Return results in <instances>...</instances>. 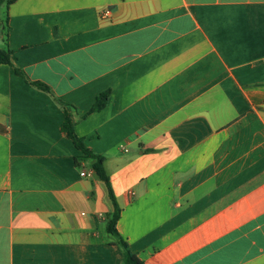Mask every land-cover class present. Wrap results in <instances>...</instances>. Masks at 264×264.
Returning a JSON list of instances; mask_svg holds the SVG:
<instances>
[{
    "label": "crops",
    "instance_id": "crops-1",
    "mask_svg": "<svg viewBox=\"0 0 264 264\" xmlns=\"http://www.w3.org/2000/svg\"><path fill=\"white\" fill-rule=\"evenodd\" d=\"M6 10L0 264L123 262L108 188L91 161L76 163L63 104L105 158L117 231L145 264H264V0H15Z\"/></svg>",
    "mask_w": 264,
    "mask_h": 264
},
{
    "label": "trees",
    "instance_id": "trees-1",
    "mask_svg": "<svg viewBox=\"0 0 264 264\" xmlns=\"http://www.w3.org/2000/svg\"><path fill=\"white\" fill-rule=\"evenodd\" d=\"M14 2L15 0H0V8L2 6L8 8ZM11 57H12V52L9 49L0 48V65L3 64V65L12 66ZM16 73L18 75L24 76L23 72L20 70H16ZM31 84L44 91L51 92L50 88L43 83L33 82ZM108 99H109V92L102 93L97 98V101L91 112L102 110L106 106ZM63 105L66 112V119L62 126V131L66 135V137L69 138L74 143L76 148L82 153V156L76 159V163L78 164V166H80L83 161H91L90 163L91 168L94 171L96 177L99 180L103 181L108 188L110 198L114 205V212L110 215L107 228H108V232L115 237L116 239L115 244L118 245L122 251V255H123L122 264H145L136 254H134L130 250L129 244L119 235L117 231L116 226L120 218L121 209L117 203V199L114 194L110 177L105 169V158L91 151L86 146L84 139L78 137V135L75 132V125L77 123V119L72 112L73 110L70 109L69 106L65 104Z\"/></svg>",
    "mask_w": 264,
    "mask_h": 264
},
{
    "label": "rangeland",
    "instance_id": "rangeland-1",
    "mask_svg": "<svg viewBox=\"0 0 264 264\" xmlns=\"http://www.w3.org/2000/svg\"><path fill=\"white\" fill-rule=\"evenodd\" d=\"M0 9H1L0 10V23L2 22L4 24H6V18H7L6 17V13H7L6 7L2 6ZM1 33H2V31H0V35H1Z\"/></svg>",
    "mask_w": 264,
    "mask_h": 264
},
{
    "label": "built area",
    "instance_id": "built-area-1",
    "mask_svg": "<svg viewBox=\"0 0 264 264\" xmlns=\"http://www.w3.org/2000/svg\"><path fill=\"white\" fill-rule=\"evenodd\" d=\"M109 14H110V12L109 11H106L104 14H103V18H107V17H109Z\"/></svg>",
    "mask_w": 264,
    "mask_h": 264
}]
</instances>
